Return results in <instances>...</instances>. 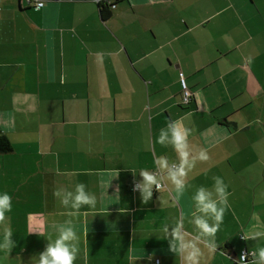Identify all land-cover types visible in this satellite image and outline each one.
Returning <instances> with one entry per match:
<instances>
[{
    "label": "crops",
    "instance_id": "1",
    "mask_svg": "<svg viewBox=\"0 0 264 264\" xmlns=\"http://www.w3.org/2000/svg\"><path fill=\"white\" fill-rule=\"evenodd\" d=\"M42 1L0 0V132L11 147L0 152V193L12 196L16 242L0 264H34L47 244L34 232L69 219L81 234L75 264L85 252L87 264H129V255L136 264H182L162 226L183 215L196 233L194 188L179 203L169 188L145 204L131 171L176 159L155 141L178 118L208 155L189 183L212 189V177H222L235 211L202 264H234L241 250L264 247L242 234L264 226V0ZM99 2L113 3L105 17ZM116 170L102 195L101 181ZM77 183L98 203L73 218L54 192Z\"/></svg>",
    "mask_w": 264,
    "mask_h": 264
},
{
    "label": "clouds",
    "instance_id": "2",
    "mask_svg": "<svg viewBox=\"0 0 264 264\" xmlns=\"http://www.w3.org/2000/svg\"><path fill=\"white\" fill-rule=\"evenodd\" d=\"M191 135L192 130L184 124L182 118L170 120L166 127L160 129L155 143L171 147L176 159L160 156L154 161V170L141 169L138 173L131 171L134 178L137 175L140 177L138 181L134 179L133 190L139 192L145 204L152 200L154 191L160 193L169 188L172 191V200L179 203L181 198L194 188L190 197L194 206L190 223L196 229V233L185 230L183 215L172 224L165 223L162 232L168 241L169 250L181 258L182 264H202L205 250L208 254L217 252V233L224 223L226 212L232 210L229 202L231 193L228 191L229 185L219 176L212 177L214 181L212 189L205 186L196 187L189 183V174L197 162L208 159L206 149L192 145L189 139ZM108 176L107 182L101 181V187L105 189L102 195H109L108 189L112 181L119 177V170L108 173ZM119 191L117 185L114 197H120ZM54 195L65 209H70L67 215L73 218H78L80 210L85 206L94 210L98 203L96 194L89 192L84 183H77L74 190L57 189ZM11 211L12 196L7 192L0 193V232L3 234L0 251L9 255L16 246L10 218L6 215ZM232 213L235 215L234 210ZM34 233L43 235L47 240L44 251L39 254L34 264H75L81 257V234L72 219L63 223H52L45 232ZM242 234L246 241L264 239V226L257 223ZM138 259L135 255H129V264H136ZM83 260L84 264H87L86 252ZM234 264H264V247L252 253L242 252Z\"/></svg>",
    "mask_w": 264,
    "mask_h": 264
},
{
    "label": "built area",
    "instance_id": "3",
    "mask_svg": "<svg viewBox=\"0 0 264 264\" xmlns=\"http://www.w3.org/2000/svg\"><path fill=\"white\" fill-rule=\"evenodd\" d=\"M28 1H32L33 2V5L36 6V7L42 5V3H43L42 0H35V1L28 0ZM178 81H179V86H180V90H179V102L181 104H186L190 100L191 92L188 89V87L186 86L184 77L181 74L178 76ZM242 252H246V251L245 250H241L239 256L241 255ZM151 264H159L158 259L155 258L154 262L151 263Z\"/></svg>",
    "mask_w": 264,
    "mask_h": 264
},
{
    "label": "trees",
    "instance_id": "4",
    "mask_svg": "<svg viewBox=\"0 0 264 264\" xmlns=\"http://www.w3.org/2000/svg\"><path fill=\"white\" fill-rule=\"evenodd\" d=\"M111 3L112 2H110L109 4ZM109 4L107 3L108 6ZM99 6H100L99 11H100L101 17L107 16L109 13V9H108V6H106V2H99ZM10 149L11 147H10V143L8 139L2 132H0V152H6V151H9Z\"/></svg>",
    "mask_w": 264,
    "mask_h": 264
},
{
    "label": "water",
    "instance_id": "5",
    "mask_svg": "<svg viewBox=\"0 0 264 264\" xmlns=\"http://www.w3.org/2000/svg\"><path fill=\"white\" fill-rule=\"evenodd\" d=\"M109 6H111V7H112V6H113V3L109 4Z\"/></svg>",
    "mask_w": 264,
    "mask_h": 264
}]
</instances>
